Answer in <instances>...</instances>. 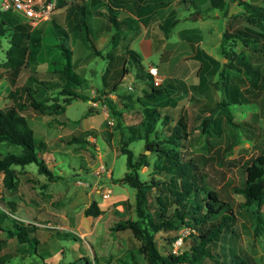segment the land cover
<instances>
[{"label":"rangeland","instance_id":"obj_1","mask_svg":"<svg viewBox=\"0 0 264 264\" xmlns=\"http://www.w3.org/2000/svg\"><path fill=\"white\" fill-rule=\"evenodd\" d=\"M163 1L166 6L161 8L155 6L160 0L140 1L144 13L138 15L139 22L125 13V7L109 10L105 0L93 4L86 0H56L49 18L29 29L31 39L10 46L8 31L0 36V106L11 101L9 92L22 83L40 89L42 85L32 79L57 81L45 92L48 100L43 113L30 106L22 110L34 136L41 141L37 153L52 176L38 172L33 162L12 165L15 186L7 189L0 172V210L6 215L0 223V238L5 239L0 249L2 264H85V259L90 264H129L132 256L143 262L142 253L137 251L140 240L129 229L114 230L113 225L120 218L134 217L135 190L117 180L126 170L125 154L120 151L122 140L134 157L145 152L147 164L138 169L141 178H168L169 173L159 168L162 158L146 149L140 137L144 128L141 108L146 104L168 117L165 123L161 118L155 122L150 139L157 136L163 144V137L181 118L184 126L173 148L181 159H193L202 185L230 201L235 215L232 226L237 233L225 232L210 250L221 257L242 249L258 264H264V197L245 208L237 205L243 199L241 194L231 189L232 185H242L245 162L264 149V40L251 36L242 42V32L228 63L217 45L224 30L242 26L264 30L243 20L242 9L234 0H227L226 15L215 9L208 12L203 5L207 0ZM247 1L264 8V0ZM206 13L207 17L197 18V14ZM110 14L115 24L108 20ZM144 14L148 15L140 17ZM0 16L21 22L11 11L0 10ZM164 17L169 19L161 26ZM143 27L147 30L145 38L140 33ZM185 27H194L193 32L204 39L198 42L199 49L214 50L222 70L200 72L205 81L200 89L196 88L194 70L203 64L198 63L199 56L183 55L184 50L195 49V39L184 36ZM86 34L89 40L84 38ZM206 40L211 44L218 41V47L215 49ZM60 43L69 50L70 70L79 81L69 85L87 98L73 97L66 103L62 101L64 95L58 93L66 62ZM90 44L98 49L97 53ZM205 61L208 65L212 62L209 58ZM147 64L155 65L164 78L156 86L171 85L153 100L138 95L140 86L157 88L152 86ZM15 65L16 73L10 68ZM121 67L127 71L120 72ZM117 79H123L126 86L119 83L112 91L111 84ZM239 86L243 90L239 91ZM105 97H111L110 103ZM54 103L63 104V111L53 110ZM203 119L207 120L201 123ZM12 150L16 148L0 144V153ZM91 200L100 208L96 216L83 212ZM253 208L260 220L251 213ZM11 219L33 223L29 232L37 239L32 240L35 250H25L27 242L6 235L5 227L11 225ZM186 230L180 226L176 234L183 235ZM173 234L160 230L154 234L159 250L178 251L186 245L175 242L178 236L170 241ZM176 264L214 262L201 257L195 263Z\"/></svg>","mask_w":264,"mask_h":264},{"label":"trees","instance_id":"obj_2","mask_svg":"<svg viewBox=\"0 0 264 264\" xmlns=\"http://www.w3.org/2000/svg\"><path fill=\"white\" fill-rule=\"evenodd\" d=\"M234 1L242 9L243 20L251 26L255 25L259 29L264 30L263 7L261 8L259 5L247 0ZM112 9L114 8L109 7V10L112 11ZM206 9L208 11L215 9L220 14L225 15L227 12V0H207ZM168 19L161 26L166 24ZM108 20L115 24V19H113L111 14L108 16ZM30 28L26 23L19 22L16 19L0 16V36L8 31L10 46H18L23 41L26 42L31 39ZM242 32L243 35L240 40L242 42H245L251 36L255 37L254 39L261 37L264 40V32L244 26L234 27V29L228 31L224 30L220 37L219 50L227 58V63L234 57L232 47L236 39H240L238 37L241 36ZM84 38L89 40L87 34L84 35ZM59 45L64 48L63 54L66 58L64 70L62 71L64 82L60 91H58V93L64 95L62 101L68 103L73 97L87 98V96L76 92L70 87L69 82L79 83V81L75 77V73L70 70L71 64L68 61L69 50L62 43ZM90 46L94 54L98 52V49L93 47L92 44ZM10 68L16 73L18 65ZM122 71H124L123 68H121L120 72ZM32 81H35L36 84L40 83L42 88L38 89L36 85L22 83L18 88H14L9 92L11 101L0 106V144L6 143L16 148V150L0 153L2 184L7 189H13L15 186V170L12 165H24L33 162L36 164L38 172L48 177L52 176L43 159L37 153V144L41 141L34 136V131L29 126L27 117L22 113V110L30 106L33 110L43 113L47 107L45 102L48 100L45 92L53 87L52 83L57 81L51 82L36 78L32 79ZM119 83V79L112 82L111 90L113 91ZM164 85L158 87L152 83V86L157 88L148 91L141 89V93H138V95L140 94V96L153 100L155 97L162 95L163 92L168 91L167 85ZM37 94L40 95L36 97ZM105 99L106 102L110 103L111 97H105ZM108 106L111 105L108 104ZM63 109V104H53V110L56 112H61ZM141 110L144 128L140 137L143 138L146 149L156 152L162 158L163 161L160 163L159 168L169 174L167 179L141 178L138 169L141 164H147L146 154L141 152L134 157L132 150L125 146L127 142L122 140L120 151L125 154L126 170L117 180L128 184L135 190L134 217L127 216L118 219L114 223L113 229H129L133 236L140 240L137 251L143 255V262L139 263L132 256L133 261L129 264L195 263L201 257H207L214 264H258L251 254L242 249L239 251L232 250L228 255L223 253L221 257L210 250V245L222 239L225 236V232L237 233L232 226L235 215L230 201L228 198H224L222 194L217 195L214 189L206 188L202 185L201 176L197 173V165L193 159L191 157L189 159H181L179 152L173 148L177 144L176 139L181 133L179 129L184 126L182 119L178 118L177 123L173 124L170 133L163 137L162 141L164 143L161 144L159 137L156 136L155 139L151 137L152 139H150L149 136L155 130V122L161 118L162 123H165L168 118L167 115L161 116L155 106L148 104L143 105ZM112 112L115 113L114 110ZM206 120L203 119L201 123L203 121L206 122ZM242 167L244 171L243 183L240 186L232 185L231 189L243 197L242 201L237 203V205L249 208L253 202L260 201L264 197V149L255 156L250 157ZM83 212L85 215L96 216L100 213V208L96 201L91 200L84 207ZM251 213L255 219L258 220L259 218L260 220L261 217L258 215L256 208L251 209ZM5 216L4 211L0 210V223ZM32 225V222L28 223V221L20 219H11V225L5 227V233L8 237H14L18 242H27L28 246L25 250L30 247L34 249L32 240L36 242L37 239L35 235H31L29 232V228L33 227ZM180 226L187 228L186 233L183 235L176 234V230ZM159 230L174 232L169 237V240L172 241L178 236L181 244L184 242L186 245L180 246L178 251L168 249L162 252L154 241V234ZM62 234L67 235L68 233L63 232ZM4 241L5 239L0 238V249ZM42 247V249H45L44 246ZM2 262L3 257L0 253V264ZM68 264L73 263L68 262ZM85 264H90L87 259H85Z\"/></svg>","mask_w":264,"mask_h":264},{"label":"crops","instance_id":"obj_3","mask_svg":"<svg viewBox=\"0 0 264 264\" xmlns=\"http://www.w3.org/2000/svg\"><path fill=\"white\" fill-rule=\"evenodd\" d=\"M62 1H64V2H66V1H68V0H62ZM90 2V3H97V1L98 0H86V2ZM140 1H143V0H105V4H106V6H108V7H111V8H114V10H116V9H123L124 7L126 8V11H125V13L126 14H128L129 16H131L133 19H136L137 21H141V19L138 17V15L139 14H143L144 13V11H143V8L144 7H142L141 6V2ZM100 2V1H99ZM166 1H163V0H160V2H158L157 4H155V6L156 7H158V8H161V7H164V6H166ZM207 3V2H206ZM206 3H203V5H204V7L206 8ZM122 11V10H121ZM172 10L171 9H169V12H171ZM208 12H210V10L208 11ZM59 14V13H58ZM57 14V15H58ZM148 14H144V15H141L140 17H145V16H147ZM205 16H203V14H197V18H201V19H203V18H205V17H207L208 16V13H206V14H204ZM226 15V14H225ZM167 19V17H164L163 18V21L162 22H164L165 20ZM193 29H194V27H185L184 29H183V31H184V36H185V38L186 39H189V38H194L195 39V42H194V46H195V49H194V51H192V50H184V51H186V52H184V57H189V56H199L200 57V59H201V61L200 62H198L200 65H202V66H198L197 68L195 67V70H194V73H195V75H197V76H195L194 78L196 79V88L198 89H200L202 86H203V84H204V82H202V79H201V76H200V72H202V71H205V72H207V73H213V72H222V70H220V67H219V64L217 63V57H216V55L215 54H213L212 52L214 51V50H212V48H210V51L208 50V51H206V50H204L203 48H198L197 47V45H198V42L199 41H204V39L203 38H201V39H203V40H201L200 38H199V35L197 34V33H194L193 32ZM198 29V28H197ZM105 31H103V32H99V34L101 35H103V33H104ZM146 32H147V30H146V28H144L143 27V30H142V32H140L141 33V36L143 37V38H145V34H146ZM114 33H116V32H114ZM113 33V34H114ZM140 33L138 32V35H140ZM106 34H108L109 35V37L111 36V38H112V34L111 33H109L108 31H106ZM221 34H222V32H220V35H219V43H220V37H221ZM101 37V36H100ZM108 37V38H109ZM151 38V37H150ZM149 41H151L150 39H149ZM206 43H208L207 42V40L205 41ZM218 41H215L214 42V44H211V43H208V44H211L213 47H215V49L218 47L217 45H219V44H217L216 45V43H217ZM163 52H161L160 53V57H161V54H162ZM88 54L89 53H87L86 54V58L88 57ZM168 56V55H167ZM208 58H209V60L210 61H212L211 62V64H207L206 63V59L208 60ZM87 61V60H86ZM165 61V60H164ZM149 66H154L155 67V69H156V74H157V77H159L160 78V81L161 80H163L161 77H163V76H161L160 74H158V68H156V66L155 65H153V64H147L146 65V71H147V68L149 67ZM202 67H204L205 69H203V70H201L202 69ZM121 68H123V70H125V71H127L126 70V68L125 67H121ZM192 72V71H191ZM128 73V72H127ZM147 73L151 76V79H152V75L147 71ZM129 74V73H128ZM191 74V73H190ZM129 76H130V74H129ZM178 79H182V78H179L178 77ZM184 80V79H183ZM120 83H121V85L122 86H124V81H123V79L122 80H120ZM165 85H167V89L169 90L170 88H171V85L169 84V83H167V84H165ZM164 85V86H165ZM129 86V85H128ZM159 87V86H158ZM144 88H146V87H141L140 86V89L138 90V91H140L141 89L142 90H144V91H148V89L146 88V89H144ZM242 88H241V86H239V91L241 90ZM243 90V89H242ZM262 90H263V97H262V102L264 103V85H263V87H262ZM138 93H141V91L140 92H138ZM243 97H247V95L245 96V95H243Z\"/></svg>","mask_w":264,"mask_h":264},{"label":"built area","instance_id":"obj_4","mask_svg":"<svg viewBox=\"0 0 264 264\" xmlns=\"http://www.w3.org/2000/svg\"><path fill=\"white\" fill-rule=\"evenodd\" d=\"M55 4L56 0H0V10L11 11L21 22L34 27L49 18ZM147 71L152 75V83L157 84L160 78L157 77L155 67L149 66ZM175 242H180V237Z\"/></svg>","mask_w":264,"mask_h":264}]
</instances>
